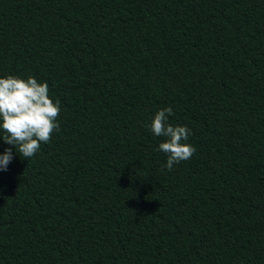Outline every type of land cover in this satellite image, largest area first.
Segmentation results:
<instances>
[{
	"label": "trees",
	"instance_id": "16d2710c",
	"mask_svg": "<svg viewBox=\"0 0 264 264\" xmlns=\"http://www.w3.org/2000/svg\"><path fill=\"white\" fill-rule=\"evenodd\" d=\"M9 75L61 112L28 160L0 137V264H264V0H0Z\"/></svg>",
	"mask_w": 264,
	"mask_h": 264
},
{
	"label": "clouds",
	"instance_id": "9594fccd",
	"mask_svg": "<svg viewBox=\"0 0 264 264\" xmlns=\"http://www.w3.org/2000/svg\"><path fill=\"white\" fill-rule=\"evenodd\" d=\"M60 112L61 101L50 98L47 82L40 83L32 76L26 80L11 75L0 78V130L5 133L0 137L4 143L14 145L16 153L18 149L26 160L35 156L41 144L49 142L53 133L59 131ZM170 115H173L170 106L160 109L151 123L152 132L166 138L159 150L168 154L169 171L196 152L194 146L186 143L192 130L169 123ZM13 159V149L9 147L0 154V171H7Z\"/></svg>",
	"mask_w": 264,
	"mask_h": 264
}]
</instances>
